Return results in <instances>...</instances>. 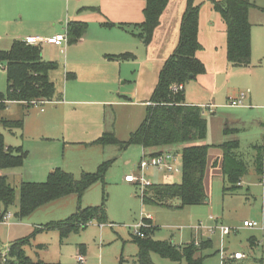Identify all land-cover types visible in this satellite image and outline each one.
Segmentation results:
<instances>
[{"label": "rangeland", "instance_id": "obj_1", "mask_svg": "<svg viewBox=\"0 0 264 264\" xmlns=\"http://www.w3.org/2000/svg\"><path fill=\"white\" fill-rule=\"evenodd\" d=\"M15 1L17 10L9 8L11 2ZM24 0H0V49L6 50L11 42L10 29L12 31H22L38 26L44 31H51L54 28V20L47 19V15L57 8L51 6L52 0H41L44 4L40 7H23L19 2ZM67 0L60 2V7L64 8ZM258 5L264 6V0H255ZM49 2V3H47ZM200 2V3H199ZM209 0H196L200 6V17L205 20L208 12ZM264 17V15H260ZM257 16H253L252 20ZM58 24V23H57ZM55 24V26L57 25ZM218 35L215 36V39ZM218 46V43H216ZM61 65V64H60ZM61 66L50 70L51 80H55V97L51 102L42 105H33L28 108L22 107L20 103H9L0 110V117L18 119L23 114L25 122L22 134L19 129L9 132L0 124V133L3 135L4 144L7 146H21L27 152V156L22 166L9 168L4 172L8 183L14 188V201L6 209L0 206L3 213H10V217L0 221V251L4 253L8 244L16 239L29 237L28 241L22 246L25 254L31 259V264H39L38 261L58 262L60 264H140L137 260V245L133 240L134 226L140 218V213H150L153 219L149 221L150 227H156L153 238L157 240L171 241L176 245H184L192 242L206 241L205 236L209 237L210 247L194 253V257H202V264H220V250L224 251L226 257L229 254L240 251L248 255L249 261L235 260L234 264H264V229L260 227L247 228L242 226L244 220L255 221L264 224V174L255 171L253 163L254 148L253 144L264 146V114L253 120L246 118L241 112L246 110L240 106H231L226 103L225 96L235 95L232 90L227 91L226 95L218 99L217 108L212 107L213 113L203 109V117L206 119L205 143L218 147L225 139L236 138L239 146L235 154L246 163V173L240 177V186L235 191L230 192L224 188L232 186L221 174L220 167H213L211 156L207 157V166L204 175V190L207 195V202L203 204L186 205L180 209L168 208L158 205H143L140 199V192L135 185L124 182L127 173L136 174L137 165L140 161L142 151L136 144H131L125 149L120 150L117 145H107L104 149L96 147L83 148L84 140H88L89 135L85 133L68 134L58 127H50L41 124L42 116L45 118L51 115L48 109L53 105L58 106L59 114L56 116L60 120L69 122L72 109L63 106L61 103L54 102L61 99L64 91V78L60 74ZM195 78V77H194ZM190 82L195 87V79ZM209 90L210 81L205 82ZM6 87L5 70L0 63V92H4ZM64 97V96H63ZM58 103L59 105H57ZM80 107H91L81 105ZM40 108L46 110L44 113ZM126 108V107H125ZM109 111V109H108ZM125 111L130 112L129 109ZM29 112V113H28ZM108 116V115H107ZM257 116V114H256ZM126 119V117H125ZM258 119H260L258 121ZM119 134L126 138L122 127L125 125L123 116L116 117ZM261 121V122H260ZM66 122V121H64ZM232 122L235 124L233 125ZM234 126L238 130L236 133H224V126ZM60 126V125H59ZM61 127V126H60ZM225 134V135H224ZM170 151L176 153L177 160L174 166L178 171H158L154 168L145 170L146 178L151 183H173L181 180L180 159L181 147L173 146ZM91 151H96L99 163L92 165L91 172L101 162H109L105 171L103 181L95 182L87 188L80 198L75 195H67L51 201L44 206L34 209L32 212L18 216L19 211V186L21 182H42L46 180L52 164L69 169L75 177L80 176V171L85 170L84 165H80V160ZM73 158H77V163H71ZM94 170V171H95ZM67 171V170H65ZM86 171V170H85ZM89 171V172H90ZM105 195L106 219L103 226L97 220H92L86 227L79 232L70 233L67 238L60 241L57 230H38L49 223L60 221L71 215L77 208L96 206L101 204ZM177 203V200H174ZM228 226L234 230L224 237L221 242L219 231L208 232V228L214 226V220ZM152 222V223H151ZM107 223H111L109 226ZM154 224L155 226H153ZM200 224V226H199ZM34 233L32 236H30ZM200 235H204L199 239ZM257 238L259 244L251 250L247 239ZM84 245L87 250L86 261L83 263L75 259L78 253V246ZM199 245H197L198 247ZM256 257V259H253ZM257 262V263H256ZM144 264V263H141ZM150 264H176L169 259L160 257L157 253H150ZM184 264V260L181 261Z\"/></svg>", "mask_w": 264, "mask_h": 264}, {"label": "trees", "instance_id": "obj_2", "mask_svg": "<svg viewBox=\"0 0 264 264\" xmlns=\"http://www.w3.org/2000/svg\"><path fill=\"white\" fill-rule=\"evenodd\" d=\"M226 26V59L228 62L246 66L250 62L251 25L248 11L253 6L251 0H209ZM168 0H145L144 20L135 24L140 29L139 36L150 40L154 28ZM199 4L196 0H185V8L179 25L178 42L173 52L164 61L158 80L150 97L151 104L136 129L131 131L126 140H119L114 130L103 132L93 143L101 146L117 145L120 150L131 144L143 149H155L178 145L181 147L180 173L181 180L173 183H151L140 195L142 204L158 205L180 209L186 205L203 204L208 198L204 190V175L207 166V155L210 145L203 142L206 136V119L199 106L184 102L183 91L173 92L174 84H185L189 79L205 71L204 64L195 53L201 48L198 41ZM122 26V25H121ZM83 23L70 22L67 29L68 42L75 41L85 31ZM113 59H124L126 54L110 56ZM0 63L5 70L6 87L0 92V108L9 103H20L28 108L35 103L51 102L55 97L54 83L48 73L57 67V63L42 58L39 44H29L24 40H14L8 50H0ZM59 100V99H56ZM3 101H8L7 104ZM0 124L8 129H20L23 117L19 119L0 118ZM238 129L224 128V133H236ZM239 142L236 138L225 140L218 145L221 151V173L231 188L230 192L240 186V177L246 173V163L238 157ZM253 159L255 171L264 172V146L255 147ZM156 153V152H153ZM27 156L21 146L12 147L4 144L0 133V171L22 166ZM109 162H101L93 172H81L75 177L71 172L61 168L52 169L42 182H21L19 186L18 216H24L34 209L67 195L78 198L95 182H102ZM237 184V186H236ZM14 188L8 183L4 174L0 173V206L6 209L14 201ZM101 204L77 208L67 218L49 223L38 230H57L60 241L70 233L84 229L92 220L100 224L105 222V195ZM174 200H177L175 203ZM0 209V221L5 213ZM156 227L144 228V237L133 235L137 245V260L150 264V253L169 259L176 264H202V257H194V253L210 246V241H194L176 245L171 241L154 239ZM32 233L30 236H32ZM29 237L19 238L9 243L6 255L0 251V264H31L22 246ZM197 245H199L197 247ZM39 264H60L58 262L38 261Z\"/></svg>", "mask_w": 264, "mask_h": 264}, {"label": "crops", "instance_id": "obj_3", "mask_svg": "<svg viewBox=\"0 0 264 264\" xmlns=\"http://www.w3.org/2000/svg\"><path fill=\"white\" fill-rule=\"evenodd\" d=\"M60 2L62 3V0H52V3L49 4L50 7L57 5V8L47 15V19L54 20V28L52 27L51 31H44L38 26L22 31L10 29L11 42L6 50L17 39L24 40L26 37L43 39L54 34L64 33L67 35L70 22L86 25L84 33L75 41L68 42L67 38V43L63 49L45 41L37 43L41 47L43 60L56 62V68L61 66L60 74L64 78V97L62 96L61 99L54 102L69 106L71 107L70 110L72 109L69 122H67L68 119L62 121L56 117L59 114L58 106L53 105L48 109L51 115L47 114L45 118L42 116L41 124H46L51 128L56 126L61 130L64 129L66 135L68 130L71 133H74L73 130L77 133H85L89 136H87L88 140L83 141V148L99 146V148L104 149L107 145L101 146L93 143L103 132L112 129L119 140H126L129 133L136 129L143 120L146 108L151 104L150 97L157 83L159 72L164 61L177 45L185 0H168L149 41L139 36L140 29L135 28V24L144 20L145 0H67L64 8L60 7ZM251 2L253 6L248 11V20L251 25V53L250 62L246 66L234 65L227 61L226 26L221 16L212 9L209 2L210 8L204 20L200 17L199 6L197 38L201 48L196 51L195 55L204 64L205 71L195 76L196 79H194L197 82L195 87L190 82H186L183 84L182 91L184 102L199 106L202 113L206 107L217 108L218 99L225 96L227 91L232 90L235 95L225 96L226 103L229 98L236 99L243 94L242 106L240 107L246 109L241 111L246 118L250 117L256 120L261 117L260 112L262 115L264 114V17L260 16L264 15V6L258 5L255 0H251ZM19 3L23 7L29 8L40 7L44 4L41 0H24ZM9 6L17 10L20 5H16L15 1H12L7 9ZM253 16H257L254 21L252 20ZM55 24L57 25L55 26ZM216 35H218L217 39H215ZM120 54H126L128 57L124 59L110 57ZM48 76L51 80L50 73ZM207 81H210L211 84L208 87L209 90L205 85ZM52 82L55 84V80ZM43 103L33 105H42ZM58 103L56 104L59 105ZM81 105L94 106V108L80 107ZM125 107L130 112L127 113ZM40 111L45 112L46 110L40 108ZM213 112L214 110L209 113ZM27 115L23 114L22 116L23 126L19 129L21 130L20 134H22L25 116ZM121 116L125 121L122 129L127 134L126 138H123V134H119L118 126L115 125L116 117L118 119ZM232 124L235 123L232 122ZM261 125L264 126V123L261 122ZM225 127L238 129L226 124ZM9 132L13 131L9 130ZM203 142L205 143V140ZM256 146H261V144L252 145L254 148L252 159L256 154ZM139 147L142 154L143 152L150 154L158 151H170L169 149L172 148L171 146L155 149ZM208 156L213 159L212 166L220 167L221 170L220 148L211 146L208 150ZM77 161V158H73L71 163L76 164ZM98 161L96 151H91L80 160V165L86 167L84 168L86 171L81 170L80 173L89 172L90 167L99 163ZM54 168H61V166L55 165ZM54 168L52 164L49 166L51 170ZM65 170L69 171V169ZM5 171L7 170L0 171V173L4 174ZM128 174L130 173L126 175ZM124 182L133 184L125 180ZM135 187L137 189L136 185ZM152 219L151 215L150 221ZM209 219L218 223L216 217L210 216ZM107 224L111 226V223ZM100 225L103 226V224ZM202 236L204 235H200L199 239L203 240ZM205 237L204 239L211 240L207 235ZM192 241L196 242L195 238ZM247 241L251 250L258 247L257 238L251 236ZM223 249L224 251L227 250V248ZM77 254L82 255L85 258L84 262L86 261L87 250L84 245L78 246ZM254 256H252L253 259H256ZM243 260L249 261L248 255Z\"/></svg>", "mask_w": 264, "mask_h": 264}, {"label": "built area", "instance_id": "obj_4", "mask_svg": "<svg viewBox=\"0 0 264 264\" xmlns=\"http://www.w3.org/2000/svg\"><path fill=\"white\" fill-rule=\"evenodd\" d=\"M26 43L29 44H37L40 41H45L49 44H53L57 47H60L63 49L65 44L67 43V35L64 34H54L45 38H39V37H26L24 39ZM171 90L173 92L182 91L183 84H174L171 87ZM242 99L243 94L239 96V98H229L228 104L231 106H242ZM7 103L8 101H3ZM36 104V103H35ZM206 109L211 112L212 107H206ZM263 159H264V153H263ZM177 157L176 154H174L172 151H158L156 153H145L143 152L142 157L138 163V170L136 174H128L125 175L124 180L131 182L135 184L138 187V191L140 192V195L143 194V190L146 186L151 185V182L146 178L145 170L148 168H154L158 171H178V168L174 166V162H176ZM10 217V214L7 213L3 216L2 220H6ZM151 220V215L149 213H140V218L138 222L134 226V235L138 237H144L143 229L149 226V221ZM200 226V224H199ZM243 227L247 228H253V227H260L261 229H264V224L257 223L255 221H249L244 220L242 222ZM218 230L221 237V242H223L224 237L229 235L232 230V228L222 225L221 223H216L214 226L209 227L207 230L209 233H213L215 230ZM197 244V242H194ZM6 255V251H4L3 256ZM220 257L221 262L220 264H234L235 260H242L246 257V255L240 251H235L226 257L224 254V249L222 248L220 250ZM76 260L80 263H83L85 258L77 254Z\"/></svg>", "mask_w": 264, "mask_h": 264}]
</instances>
